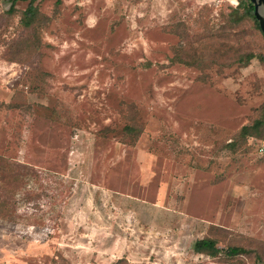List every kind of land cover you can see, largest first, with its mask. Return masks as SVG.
Returning <instances> with one entry per match:
<instances>
[{"label": "rangeland", "instance_id": "obj_1", "mask_svg": "<svg viewBox=\"0 0 264 264\" xmlns=\"http://www.w3.org/2000/svg\"><path fill=\"white\" fill-rule=\"evenodd\" d=\"M37 3L43 44L18 52L28 1H0V264H233L204 237L264 258V139L226 146L264 104L238 0Z\"/></svg>", "mask_w": 264, "mask_h": 264}, {"label": "trees", "instance_id": "obj_2", "mask_svg": "<svg viewBox=\"0 0 264 264\" xmlns=\"http://www.w3.org/2000/svg\"><path fill=\"white\" fill-rule=\"evenodd\" d=\"M1 1V0H0ZM10 2V7L7 10L8 13L13 14L16 12L15 4L18 1H28V6L23 12L21 17V24L29 28L30 34L28 37L23 39L22 41L13 42L16 44L17 51H27V49H32L33 51H37L42 46V38H41V29L44 27L46 21L49 20L47 16H41L40 7L38 5V0H4ZM255 5L251 0H238V4L236 7L232 9V12H235L238 16L233 18V23L237 24L244 20H249L252 23L253 27L263 35L264 33L261 29L259 21L255 15ZM259 57L264 61V55H256L254 53H247L245 56L239 58V62L247 64L253 58ZM187 64V63H186ZM130 105V104H129ZM127 122L124 124L122 128V138L126 139L129 143L137 142L143 133L144 127L140 122H138L137 117H127ZM112 129H105L104 132L108 133ZM235 141H231L226 146L235 150L238 146L247 142L249 138H262L264 139V104L258 110V114L253 119L251 124H246L242 126L238 136L235 137ZM263 141L261 142V144ZM258 147V149L261 147ZM225 146V147H226ZM19 174L22 173L13 172L8 176L11 179V183H17ZM7 175L5 176V179ZM14 185V184H13ZM22 200V199H21ZM18 204H15L14 208L17 207ZM194 251L197 253H204L211 257H220L225 259L228 262L236 264L239 260V257H253L257 263L262 262L264 264L263 256L257 251L256 248L246 247L239 244H228L224 247L219 246L218 240L213 237H204L197 239L194 244Z\"/></svg>", "mask_w": 264, "mask_h": 264}, {"label": "water", "instance_id": "obj_3", "mask_svg": "<svg viewBox=\"0 0 264 264\" xmlns=\"http://www.w3.org/2000/svg\"><path fill=\"white\" fill-rule=\"evenodd\" d=\"M255 5V15L259 21L261 29L264 33V14L262 13L261 7L264 9V0H251Z\"/></svg>", "mask_w": 264, "mask_h": 264}, {"label": "built area", "instance_id": "obj_4", "mask_svg": "<svg viewBox=\"0 0 264 264\" xmlns=\"http://www.w3.org/2000/svg\"><path fill=\"white\" fill-rule=\"evenodd\" d=\"M259 150H260L261 152H264V141H263V143L261 144V147L259 148Z\"/></svg>", "mask_w": 264, "mask_h": 264}]
</instances>
